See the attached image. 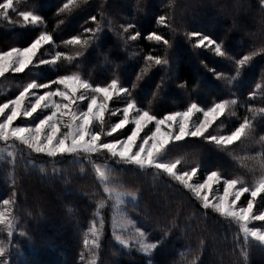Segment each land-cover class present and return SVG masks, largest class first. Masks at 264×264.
Returning a JSON list of instances; mask_svg holds the SVG:
<instances>
[{
	"label": "rangeland",
	"instance_id": "obj_1",
	"mask_svg": "<svg viewBox=\"0 0 264 264\" xmlns=\"http://www.w3.org/2000/svg\"><path fill=\"white\" fill-rule=\"evenodd\" d=\"M45 1L47 0H14V7L17 11H10L8 19L0 16V52L8 51L13 47H27L43 32L53 38V43L44 45L33 65L25 72L12 73L10 71L0 77V103L15 98L23 90V87L33 80L37 83H46L62 75L71 74L80 75L92 86H106L111 80H118L120 86L129 90V94L114 97L110 102L111 110L122 109L131 99L137 103L139 108L149 111L157 118L176 111H184L191 103H197L198 106L207 109L214 103L235 99L237 103L229 106L225 115L213 124L205 136L230 134L235 130V127L248 119L252 128L246 137H242L240 141L234 142L228 147H217L204 138L188 137L183 141L171 143L161 160L170 162L179 159L181 164L178 165L177 171L181 173L190 171L194 167L197 168V175L191 183H203L207 175L214 170L218 171L222 180L237 179L241 181L238 188H251L260 179H264V139H262L264 137V111H261L264 109V0H225V5L228 6H220L218 0H211L202 5L203 0L201 2L193 0V3L196 4L193 5V10L188 16H183L182 10L189 0H170V2L169 0H79L66 11H61V9L65 3H68V0H61L57 6L61 19L55 21L54 34L49 33L44 22L33 26L30 23H25L19 16V13L23 11L39 15V9ZM92 4H100V8L97 11L86 12V9ZM146 4H152V8L156 9L155 17L159 15L155 19L152 32L144 37L139 35L135 41L130 40L128 37L138 31L135 23ZM185 8L187 7L185 6ZM70 11L72 14H69ZM206 15L212 16L211 23L202 20ZM160 16L165 17L164 24L158 22ZM92 17L96 18L95 22L91 19ZM200 17L201 20H198ZM80 18L85 19V23L80 25L81 29L73 35L62 36L65 23L77 22ZM227 21L229 23L228 30L232 34H236V38H238L235 42L214 34L219 27L215 22L227 23ZM130 24L133 27L125 32L124 28ZM145 26L146 22L140 26L143 32H145ZM97 27L100 31L94 36L93 33ZM86 29H92L93 32H88ZM194 32L206 35L219 43L225 55L217 56L214 48L209 46L196 49L194 45L199 37L192 38L191 33ZM150 33L162 35L169 41V45L149 41L147 36ZM77 35L82 40L89 41L87 47L65 43ZM140 39H145V43L150 45L149 54H145L142 49H139ZM78 52L79 56H77ZM57 53L63 55L55 64L41 65L39 63L41 59H53ZM185 53L190 59L188 63L195 61L203 71L201 82L199 78L195 86H179L177 66ZM148 55L167 59L168 64L161 66L152 64L147 72H143L148 66V62L145 60ZM245 55L252 56V59L240 68L238 73L237 62ZM65 57H72V59ZM142 72L143 75H141ZM203 80L205 81L202 85ZM56 87L58 86L53 85L51 90H55ZM44 91L47 89L39 90L38 94H43ZM87 95L90 97L92 93L89 92ZM54 99L59 101L58 97ZM87 102L86 99L80 103L78 110H86ZM47 114H50V110L38 111L30 119L21 117L14 122V126H34L40 118ZM120 118H122V112L117 116H112L110 112L106 113L104 129L110 128ZM202 118V113H196L193 122H198ZM2 119L0 117V121ZM132 127L133 125H128L112 137L102 135V142L126 138ZM154 127V124L149 125L141 137L150 134ZM62 131H67V129H62ZM93 131H101L98 123L94 126ZM60 161L66 163L61 166V170H68V176L73 172L80 176L90 172L102 193V199L96 205L98 211L95 215L96 220L90 224L88 231L84 234V240L87 238L91 242L95 239L91 235L93 227L99 229L100 237L103 225L104 233L101 237L108 235L120 251L140 253L142 256L149 257L155 250L150 255L143 254L140 251L141 241L156 243L159 247L160 244H165L173 236L172 227H169L168 233L164 234L159 241L152 240L132 215V209L137 207L142 191L128 185L141 184L146 172H150L153 176L152 184H157L159 182L155 178L158 177L159 171L155 169L141 170L132 165L118 163L107 152L87 155L83 153L65 154L49 158L43 154L32 153L18 141L7 143L0 141V176L4 174L8 180L14 178L18 169L26 172L35 170L41 174L47 172L56 174L59 169L56 164L61 163ZM97 167L107 171L106 181H102L97 175ZM159 173L166 177L162 178L165 182L161 185L166 186L170 182L180 191L187 192L202 207V202L197 200L190 190L168 177L167 174ZM70 184H75L73 179H70ZM105 186L124 194L119 202L115 195L110 197L104 193ZM152 194L153 191L150 192V195ZM222 194V181L219 184H213V190L209 193L210 203H216V198ZM69 195L74 197L73 192ZM133 196L135 199L132 198ZM249 198L250 195L245 194L237 202V208L246 206ZM263 200L264 194L257 198V203L254 206L255 214L264 211V206L261 204ZM179 201H183L180 192ZM185 206L183 204L181 207L185 208ZM202 209L218 216L224 226L234 231L233 241L239 246L236 261L250 264L253 259L258 257V253L264 254V246H259L250 238L246 243L243 233L235 221L220 216L211 208L204 209L202 207ZM0 211H8L13 217V235L11 237L8 236L7 229L0 225V239L9 244L6 256L0 258V261L7 260V264H26V258L31 254V242H28L26 231L18 224L11 204L5 208L3 200L0 201ZM188 212L187 210L181 214L182 233L177 237L182 242L185 240L187 220L190 219ZM249 226L264 230V221H252ZM21 232L24 233L23 236L20 235ZM141 232L144 233L143 236L139 235ZM117 235L128 241L127 248L119 244L116 240ZM176 235L178 234L175 233ZM173 245L174 243H172ZM89 248L87 251L84 250L85 253L87 252V257L80 259L77 264H92L93 261L96 263L94 258L96 247ZM185 251L186 247L176 248L177 256ZM245 251L247 256L243 254Z\"/></svg>",
	"mask_w": 264,
	"mask_h": 264
},
{
	"label": "snow or ice",
	"instance_id": "obj_2",
	"mask_svg": "<svg viewBox=\"0 0 264 264\" xmlns=\"http://www.w3.org/2000/svg\"><path fill=\"white\" fill-rule=\"evenodd\" d=\"M79 0H68L63 5L61 11L70 9ZM16 12L14 0H2L0 2V16L4 19L9 18V12ZM19 16L25 23L35 26L42 23L39 15L29 11L19 13ZM95 22L96 18H91ZM158 22L165 23V17L160 16ZM133 25L124 28L127 32ZM93 32L92 29H86ZM100 31L99 27L93 35ZM139 33L129 36L130 40L135 41ZM191 37H199L194 47L196 49L209 46L214 48L217 56H224L219 43L206 35L199 33H191ZM149 41L158 44L169 45V41L162 35L150 33L147 36ZM53 43V38L46 32L41 33L27 47H13L8 51L0 52V77L6 73H23L38 57V53L44 45ZM67 45L87 47L88 40H82L80 36H75L65 42ZM63 54L57 53L51 60L41 59V65L55 64ZM80 53H77L79 56ZM72 59V57H65ZM252 56L245 55L243 59L237 62V72L245 66ZM148 66L143 70L147 72L152 64L156 66L168 64L167 59H161L148 55L145 57ZM143 72L141 75H143ZM138 79L140 77H137ZM186 82H180L179 86H185ZM56 85L55 90H51ZM43 94H38L39 90H46ZM36 90V91H34ZM92 93L89 97L87 94ZM129 90L120 86L118 80H111L106 86H92L88 81L83 80L78 74L62 75L54 80L46 83H37L34 80L27 83L23 90L19 92L15 98L7 102L0 103V141H18L24 145L32 153L43 154L49 158H56L65 154H95L99 152H107L110 157L117 160L118 163L124 165H132L141 170L155 169L159 172L167 174L168 177L179 182L184 188L190 190L195 198L202 202L204 209L211 208L214 212L222 217H227L235 221L239 225L240 231L243 233L247 243L256 242L259 246H264V230L260 228L250 227L252 221H264V211L259 214L254 213V206L257 198L264 194V179H260L253 187H239L241 181L237 179H223L218 171H211L204 179L203 183H191L197 175L198 169L192 168L190 171L178 172V165L181 164L179 159L170 162H163L161 157L165 155L167 147L173 142L183 141L188 137L204 138L209 143H213L217 147H228L234 142L240 141L242 137H246L251 131L252 124L248 119L240 123L235 130L227 135H208L209 129L213 124L225 115L230 105H235L237 101L224 100L223 102L214 103L207 109L198 106L197 103H191L186 110L176 111L171 114H165L162 118H157L147 110L138 107L134 100H129L120 110H111L110 102L114 97L128 95ZM59 98L57 101L54 98ZM34 98V99H33ZM87 99L86 110H78V105ZM50 110V114L40 118L34 126H14V122L19 118H33L38 111ZM264 111V109H261ZM111 113L117 116L122 112V118L118 122L111 125L107 130L104 129L105 114ZM196 113H202L203 118L198 122H193ZM100 125L101 131H93L96 124ZM154 124L155 127L141 137L149 125ZM128 125H133L130 134L123 139H116L112 142H102V135L112 137ZM67 129V131H62ZM264 139V137H262ZM139 141V143H138ZM12 155V153H9ZM96 173L102 181L107 180V171L99 167ZM223 183V194L216 198V203H210L209 193L213 190V184ZM104 193L108 196L115 195L118 202L124 195L115 192L113 189L105 186ZM249 194L250 198L244 207L237 208V202L245 195ZM231 197V199H230ZM135 199V196L132 197ZM12 201L4 199L3 205L7 208ZM0 225L7 229L9 237L13 235V217L8 211H0ZM24 235L23 232L20 233ZM91 235L95 237L91 242L89 239L84 240L86 248L98 247L99 229L93 227ZM143 236L144 233H139ZM119 244L125 248L129 246L128 241L122 239L120 235L116 236ZM158 245L156 243L140 242V251L145 255H150ZM9 250V244L0 239V258L6 256ZM247 256L246 251L243 253ZM0 264H7V260L0 261ZM95 264V261L92 262Z\"/></svg>",
	"mask_w": 264,
	"mask_h": 264
},
{
	"label": "trees",
	"instance_id": "obj_3",
	"mask_svg": "<svg viewBox=\"0 0 264 264\" xmlns=\"http://www.w3.org/2000/svg\"><path fill=\"white\" fill-rule=\"evenodd\" d=\"M60 1L47 0L39 9V15L51 34L56 30L55 21L61 19L57 11ZM210 1L203 0L201 5ZM217 2L220 6H228L225 5V0ZM194 4L196 3H193V0H189L185 5L188 9L183 7V16L191 13ZM99 8L100 4H92L86 12L97 11ZM140 12L135 24L137 33L144 37L152 32L155 19L159 15L155 17L156 9L152 8V4H146L145 9ZM69 14H72V11ZM198 20H201V17ZM202 20L211 23L212 16L206 15ZM145 22L143 32L140 26ZM83 23V18L77 22H66L62 36L75 34ZM215 24L219 27L214 34L228 41L238 40L236 34L228 30V21ZM149 47L145 39H140L139 49H142V52L149 54ZM189 60L185 53L178 62L177 76L179 82L195 86L199 78L201 82L203 71L198 63L194 61L189 64ZM60 162L56 164L59 168L56 174L18 169L12 180H8L4 174L0 176V201H12V212L17 216L18 224L25 229L28 242H31V254L26 258V264H77L80 259L87 257L84 250L90 249L84 245V234L96 220V205L102 199L100 187L90 172L83 176L73 172L68 176V170H61V166L66 163ZM152 178L150 172H146L141 184L128 185L142 191L137 207L132 209V215L152 240L159 241L168 233L169 227H172L173 236L165 244H160L149 257H145L140 253L122 252L108 235L101 237L104 233L102 225L101 238L97 241L99 246L94 250L95 264H246L236 261L239 246L233 241L234 231L224 226L218 216L204 211L193 197L180 191L170 182L166 186L161 185L165 182L162 178H166L163 174L158 172V177L155 178L159 182L157 184H152ZM70 179H73L75 184H70ZM71 192L74 197L69 195ZM179 192L183 201H179ZM183 204L186 205L185 208L181 207ZM261 204L264 206V200ZM187 210L190 219L187 220L185 240L182 242L177 236L182 233L181 214ZM175 233L178 235L175 236ZM180 247H186V251L177 256L176 248ZM250 264H264V254L258 253V257Z\"/></svg>",
	"mask_w": 264,
	"mask_h": 264
}]
</instances>
